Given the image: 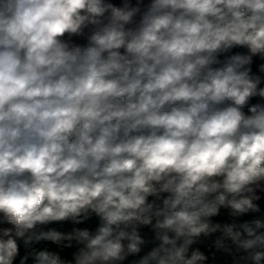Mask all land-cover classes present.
<instances>
[{
    "label": "clouds",
    "instance_id": "1",
    "mask_svg": "<svg viewBox=\"0 0 264 264\" xmlns=\"http://www.w3.org/2000/svg\"><path fill=\"white\" fill-rule=\"evenodd\" d=\"M0 264H264V0H0Z\"/></svg>",
    "mask_w": 264,
    "mask_h": 264
}]
</instances>
